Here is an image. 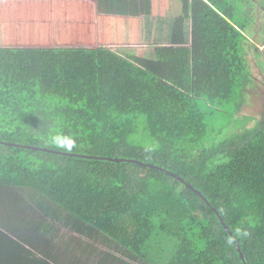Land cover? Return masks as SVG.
<instances>
[{
	"label": "trees",
	"instance_id": "obj_1",
	"mask_svg": "<svg viewBox=\"0 0 264 264\" xmlns=\"http://www.w3.org/2000/svg\"><path fill=\"white\" fill-rule=\"evenodd\" d=\"M136 1H72L79 49L0 45V264H87L48 240L60 222L103 237L101 264H264V117L235 124L250 0Z\"/></svg>",
	"mask_w": 264,
	"mask_h": 264
},
{
	"label": "crops",
	"instance_id": "obj_2",
	"mask_svg": "<svg viewBox=\"0 0 264 264\" xmlns=\"http://www.w3.org/2000/svg\"><path fill=\"white\" fill-rule=\"evenodd\" d=\"M72 1L76 0H0V45H16V48H21L27 42L33 43L37 49H79L80 46L74 45H80L81 38L77 31L78 27L75 31L73 27L79 21H83L84 9ZM93 1H97L98 11L104 15L119 16L127 13L133 15L135 12L141 16L147 14V8L136 0H118L119 4L113 3V0ZM248 6L250 24L247 36L250 42L251 30L256 32L254 38L264 37V0H250ZM258 23H261V26H258ZM16 220L19 228L17 234H14L22 235L23 239H20V242L30 249L31 245L26 243L31 242V229H28L31 220H28L27 225L22 223L21 216ZM55 228L53 231L59 233L49 236V241L63 249H69L70 244L76 245L75 256L79 260L87 264H101L102 256L96 247L109 245L98 242L100 239L98 233L93 230L86 233L82 230L76 231L66 222L57 223Z\"/></svg>",
	"mask_w": 264,
	"mask_h": 264
},
{
	"label": "rangeland",
	"instance_id": "obj_3",
	"mask_svg": "<svg viewBox=\"0 0 264 264\" xmlns=\"http://www.w3.org/2000/svg\"><path fill=\"white\" fill-rule=\"evenodd\" d=\"M257 25L261 26V23H258ZM254 27L256 28L255 24ZM255 33L254 30H251L249 34L251 40L250 42H246V56L252 70L253 82L247 90V105L244 107L242 115L237 117L235 122L236 125H241L243 123L249 125L247 128L242 127L239 130H236L237 134H242L245 130L255 128V123L257 124L264 117V37L257 36L254 38ZM223 123L224 121L220 120V122L216 124H211L209 122V125L210 128H215V126H220ZM215 133L216 130L211 133L213 142L217 140V143L220 145L224 140H227V132L214 138ZM141 137L143 144L146 145L147 140L145 139V135L141 134ZM206 148L209 149L210 146H206ZM102 238L103 237H100V241L98 240V242L102 243Z\"/></svg>",
	"mask_w": 264,
	"mask_h": 264
},
{
	"label": "clouds",
	"instance_id": "obj_4",
	"mask_svg": "<svg viewBox=\"0 0 264 264\" xmlns=\"http://www.w3.org/2000/svg\"><path fill=\"white\" fill-rule=\"evenodd\" d=\"M48 139L51 146L64 152H72L77 147L76 140L70 135L56 132L51 134ZM237 232L244 236L250 235L247 231H241L240 229H237Z\"/></svg>",
	"mask_w": 264,
	"mask_h": 264
},
{
	"label": "water",
	"instance_id": "obj_5",
	"mask_svg": "<svg viewBox=\"0 0 264 264\" xmlns=\"http://www.w3.org/2000/svg\"><path fill=\"white\" fill-rule=\"evenodd\" d=\"M119 161V160H118ZM176 177V176H175ZM177 178V177H176ZM188 186L190 187V188H192V189H194L190 184H188ZM226 230L230 233V231L226 228ZM230 235H231V237L233 238V241H234V243L236 244V247H237V249H239L240 250V248H239V245H237V243H236V241H235V239H234V237H233V235L230 233ZM240 252H241V254H242V258H243V261L245 260V256H244V254L242 253V251L240 250Z\"/></svg>",
	"mask_w": 264,
	"mask_h": 264
}]
</instances>
